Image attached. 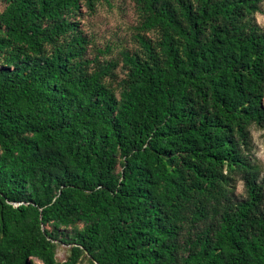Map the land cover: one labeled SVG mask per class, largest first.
<instances>
[{
	"label": "trees",
	"instance_id": "trees-1",
	"mask_svg": "<svg viewBox=\"0 0 264 264\" xmlns=\"http://www.w3.org/2000/svg\"><path fill=\"white\" fill-rule=\"evenodd\" d=\"M102 1L3 0L0 264H264L263 0H132L109 58Z\"/></svg>",
	"mask_w": 264,
	"mask_h": 264
},
{
	"label": "rangeland",
	"instance_id": "rangeland-1",
	"mask_svg": "<svg viewBox=\"0 0 264 264\" xmlns=\"http://www.w3.org/2000/svg\"><path fill=\"white\" fill-rule=\"evenodd\" d=\"M4 8L3 0H0V11ZM257 22L264 27V0L261 10L255 14ZM81 26L92 39V49H105L111 47L106 57H116L123 47H134L135 26L138 24V13L132 0L102 1L94 13H89L86 8L79 16ZM253 162L259 164L264 175V129L253 125L251 127V145L247 150ZM236 196L242 198L245 195L244 184L241 180L236 184ZM70 253V245L58 240L56 257L59 262L66 260ZM36 264H43L36 259Z\"/></svg>",
	"mask_w": 264,
	"mask_h": 264
}]
</instances>
